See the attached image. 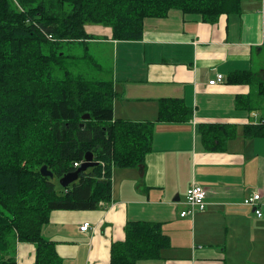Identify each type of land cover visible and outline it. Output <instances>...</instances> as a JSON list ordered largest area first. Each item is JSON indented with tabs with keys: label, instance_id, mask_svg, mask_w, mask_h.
I'll list each match as a JSON object with an SVG mask.
<instances>
[{
	"label": "crops",
	"instance_id": "1",
	"mask_svg": "<svg viewBox=\"0 0 264 264\" xmlns=\"http://www.w3.org/2000/svg\"><path fill=\"white\" fill-rule=\"evenodd\" d=\"M84 30L92 37L86 43L104 44L114 54V120L156 121L163 99L181 100L192 115L185 122L154 123L144 164L113 169L111 199L102 208L50 215L42 235L61 264H109L111 244L124 241L128 221L158 223L170 238L159 259L138 264H264V130L249 131L264 120L258 93L264 1L238 0V11L214 24L172 10L164 19H146L139 41H114L108 27ZM242 71L254 82H227ZM216 74L224 81L209 86ZM216 134L220 142L213 146ZM192 183L205 191L206 205L193 218H181ZM253 192L261 195L260 218L242 203ZM85 222L90 228L81 232ZM15 255L16 264H33L35 248L18 243Z\"/></svg>",
	"mask_w": 264,
	"mask_h": 264
},
{
	"label": "trees",
	"instance_id": "2",
	"mask_svg": "<svg viewBox=\"0 0 264 264\" xmlns=\"http://www.w3.org/2000/svg\"><path fill=\"white\" fill-rule=\"evenodd\" d=\"M172 10L214 24L236 13L238 0H0V264H16L18 243L34 246L33 264H61L42 235L50 215L102 208L111 199L113 169L144 164L154 123L191 119L181 100L163 99L156 121L114 120L111 83L74 78L63 66V44L92 39L86 25L110 28L114 41H139L146 19H164ZM253 78L233 72L227 82ZM258 93L264 96V80ZM85 114L89 119L82 120ZM263 130L264 124L249 128ZM202 140L214 150L205 134ZM87 152L98 165L62 188L59 180ZM43 166L52 178L40 174ZM124 233V241L111 244L109 264L159 259L170 246L158 223L128 221Z\"/></svg>",
	"mask_w": 264,
	"mask_h": 264
},
{
	"label": "rangeland",
	"instance_id": "3",
	"mask_svg": "<svg viewBox=\"0 0 264 264\" xmlns=\"http://www.w3.org/2000/svg\"><path fill=\"white\" fill-rule=\"evenodd\" d=\"M107 47L95 43L63 44L61 51L66 56L63 66L74 78L107 83L111 80L114 65V54ZM261 111L264 114V108Z\"/></svg>",
	"mask_w": 264,
	"mask_h": 264
},
{
	"label": "built area",
	"instance_id": "4",
	"mask_svg": "<svg viewBox=\"0 0 264 264\" xmlns=\"http://www.w3.org/2000/svg\"><path fill=\"white\" fill-rule=\"evenodd\" d=\"M223 81H224V76L221 74H216L215 78L208 82V85L213 86ZM254 117H257V115H254ZM261 124H264V120H259L255 125H261ZM79 165L80 164L75 163L73 166L74 168H77L79 167ZM205 195L206 193L202 188L192 183L190 187L186 190V194H185L184 204L186 206V209L181 211L179 216L181 218H186V217L193 218L196 211H203L206 205L204 201ZM260 199H261L260 193L253 192L251 196L245 198L242 202L243 205L253 208L254 213L258 218L262 216L261 212L257 209V204L260 201ZM88 229H89V225L87 222L82 223L79 227V230L81 232H86Z\"/></svg>",
	"mask_w": 264,
	"mask_h": 264
},
{
	"label": "water",
	"instance_id": "5",
	"mask_svg": "<svg viewBox=\"0 0 264 264\" xmlns=\"http://www.w3.org/2000/svg\"><path fill=\"white\" fill-rule=\"evenodd\" d=\"M89 119V115L85 114L82 116V120ZM82 126V124H81ZM98 163L94 161L93 154L91 152H87L84 155L83 162L79 165V167L66 175H64L60 180H59V185L62 188H66L72 183L76 182L79 178V174L87 171L89 168L97 166ZM40 174L44 177L52 178L53 174L47 170L46 166H43L40 169ZM178 200V199H177ZM253 210V209H252Z\"/></svg>",
	"mask_w": 264,
	"mask_h": 264
},
{
	"label": "bare ground",
	"instance_id": "6",
	"mask_svg": "<svg viewBox=\"0 0 264 264\" xmlns=\"http://www.w3.org/2000/svg\"><path fill=\"white\" fill-rule=\"evenodd\" d=\"M82 162H83V161H82ZM82 162H81V163H82ZM81 163H80V164H81ZM88 225H89V228H90V224H88Z\"/></svg>",
	"mask_w": 264,
	"mask_h": 264
}]
</instances>
